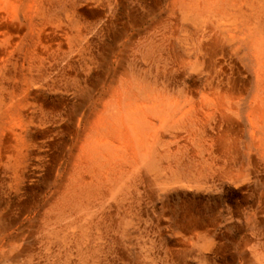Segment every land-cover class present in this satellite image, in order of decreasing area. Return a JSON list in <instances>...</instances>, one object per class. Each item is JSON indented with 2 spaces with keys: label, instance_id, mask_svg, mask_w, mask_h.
<instances>
[{
  "label": "bare ground",
  "instance_id": "bare-ground-1",
  "mask_svg": "<svg viewBox=\"0 0 264 264\" xmlns=\"http://www.w3.org/2000/svg\"><path fill=\"white\" fill-rule=\"evenodd\" d=\"M89 4L97 9L91 27L81 13ZM112 5L0 0V140L9 191L18 193L49 164V150L32 143L28 127L48 130L70 120L77 127L39 238L22 252L12 249V264L22 256L26 264H112L125 225H140L142 205L171 190L262 182L264 203V0H169L171 14L157 25L161 36L141 34L131 48L135 57L111 70V85L76 119L64 97L83 93L91 71L77 54L88 45L83 36L99 33L113 17ZM16 54L28 63H19L18 93L8 101L6 63ZM44 89L61 100L28 101ZM243 202L249 224L255 210L248 198ZM202 242L203 251L213 250L214 241ZM253 242L246 264H264V241ZM186 252L174 262L185 263Z\"/></svg>",
  "mask_w": 264,
  "mask_h": 264
},
{
  "label": "rangeland",
  "instance_id": "rangeland-1",
  "mask_svg": "<svg viewBox=\"0 0 264 264\" xmlns=\"http://www.w3.org/2000/svg\"><path fill=\"white\" fill-rule=\"evenodd\" d=\"M112 6L114 14L108 18L110 21L106 23L107 26H103L97 34L94 30H89V33L83 36L87 38L88 45H83L84 49L77 54V63H88L91 71L87 82L83 84V93L64 97L65 101L75 105L73 115L76 119L90 110L88 108L91 103L100 99L111 85V70L120 71L119 68L128 63L129 58L135 57L131 48L141 39L138 37L157 31L156 36L159 38L161 32L159 33L157 25L168 16L167 14H171L169 0H113ZM81 13L90 22L87 27L94 25L91 24L95 21L97 13L94 4L83 7ZM171 40L175 41L174 38ZM136 58H139V54ZM19 63L28 62L16 54L14 60L6 63L5 75L8 77L10 92L13 93L8 101L14 100L18 93L15 91V84L19 80ZM193 78L197 80L196 76ZM59 100L60 96L51 94L46 89L28 97L30 103L41 101L40 103L47 104ZM57 127L55 124L49 126L48 130L52 129L50 134L46 129L28 127L32 143L41 148V151L43 146L44 151L49 150V164H46L44 170L31 173L26 183L21 184L22 188L18 193L10 192L7 186L11 184L10 179L2 177L5 168L0 140V264H12L10 258L16 255L13 252L15 249L22 252L39 238L37 234L43 222L42 215L46 210V203L61 182V178L55 175L62 167L66 154L65 146L72 142L77 129L73 120L65 122L60 128ZM48 144L49 149L46 146ZM64 170L63 168V172ZM219 186L205 193L187 194L171 190L159 197L155 196L154 201L153 198L147 200L142 205L143 222L140 225H125L123 245L111 256L112 264H175L176 257L180 253L181 257L184 250L187 251L186 255H189L187 260L185 263L177 260L176 264H246L253 258L251 246L254 239L264 241V203L259 200L263 190L262 182L247 186L224 182ZM246 198L250 202V208L253 206L255 210H250L254 215L250 216L249 224L244 223L242 218V208L245 205L243 200ZM254 220H258L260 225H255ZM117 237L118 233L115 235V238ZM205 238L214 241L212 251L201 249L202 240ZM22 257L24 259L20 258V263L26 264V257Z\"/></svg>",
  "mask_w": 264,
  "mask_h": 264
}]
</instances>
